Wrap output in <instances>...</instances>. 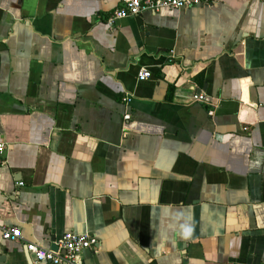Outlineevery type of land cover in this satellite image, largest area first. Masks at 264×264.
<instances>
[{
    "label": "crops",
    "instance_id": "1",
    "mask_svg": "<svg viewBox=\"0 0 264 264\" xmlns=\"http://www.w3.org/2000/svg\"><path fill=\"white\" fill-rule=\"evenodd\" d=\"M119 3L0 0V264L67 231L81 264H264V0Z\"/></svg>",
    "mask_w": 264,
    "mask_h": 264
},
{
    "label": "built area",
    "instance_id": "2",
    "mask_svg": "<svg viewBox=\"0 0 264 264\" xmlns=\"http://www.w3.org/2000/svg\"><path fill=\"white\" fill-rule=\"evenodd\" d=\"M204 0H120L107 19V23L112 25L116 20L135 17L144 11L157 12L163 8L181 9L185 7L197 6ZM151 77V72L141 69L138 74V80H146ZM129 97H124L123 101H128ZM189 100L207 101V96L202 92H195L189 95ZM130 114L125 113L123 118L129 119ZM3 144L0 143V155ZM4 162L0 157V164ZM21 185V183H18ZM21 237V231L17 227H2L1 239L16 240ZM95 236L88 233H75L67 231L58 239L54 240L50 246L44 247L39 243L29 242L25 244V249L32 256L34 263L47 262L50 264H81V253L87 249L94 248L97 245ZM56 246V249L52 248Z\"/></svg>",
    "mask_w": 264,
    "mask_h": 264
},
{
    "label": "clouds",
    "instance_id": "3",
    "mask_svg": "<svg viewBox=\"0 0 264 264\" xmlns=\"http://www.w3.org/2000/svg\"><path fill=\"white\" fill-rule=\"evenodd\" d=\"M172 221L176 225L181 239L187 241L192 237L195 223L190 216H185L182 211L176 210L172 216Z\"/></svg>",
    "mask_w": 264,
    "mask_h": 264
},
{
    "label": "water",
    "instance_id": "4",
    "mask_svg": "<svg viewBox=\"0 0 264 264\" xmlns=\"http://www.w3.org/2000/svg\"><path fill=\"white\" fill-rule=\"evenodd\" d=\"M52 248L56 249V246H52Z\"/></svg>",
    "mask_w": 264,
    "mask_h": 264
}]
</instances>
